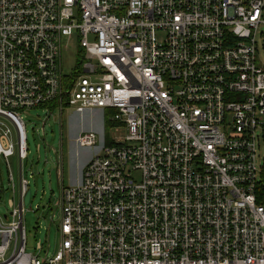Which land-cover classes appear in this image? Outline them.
Here are the masks:
<instances>
[{
    "label": "built area",
    "instance_id": "1",
    "mask_svg": "<svg viewBox=\"0 0 264 264\" xmlns=\"http://www.w3.org/2000/svg\"><path fill=\"white\" fill-rule=\"evenodd\" d=\"M260 26L264 0H0V156L12 191L0 264H264ZM71 38L82 56L64 77ZM34 107L111 110L115 124L75 184L62 185L55 157L53 253L48 235L26 250L22 111ZM98 138L84 130L74 142Z\"/></svg>",
    "mask_w": 264,
    "mask_h": 264
},
{
    "label": "rangeland",
    "instance_id": "2",
    "mask_svg": "<svg viewBox=\"0 0 264 264\" xmlns=\"http://www.w3.org/2000/svg\"><path fill=\"white\" fill-rule=\"evenodd\" d=\"M256 62L264 68V27L260 26L256 36ZM80 46L76 38L62 40V70L64 77H70L77 67ZM107 114L106 112L104 113ZM27 134L28 155L23 162V177L28 180L30 189L29 202L24 206L23 224L26 230V250L36 252L37 242L46 244L49 238V253H53L60 240L58 232L60 225V212L57 205L58 192L61 186L56 171L55 157L62 156L61 176L63 184L68 185L70 176L74 174V161L78 159L79 152L88 154H101L103 145L111 144V131L109 124L103 121L101 111H85L78 114L71 107H64L61 113L54 109L52 113L44 107H34L22 111ZM48 118L46 119V117ZM109 114L105 116L108 119ZM104 118V119H105ZM46 119V120H45ZM45 120L42 128V121ZM110 123V121H109ZM111 124V123H110ZM115 125V124H114ZM92 130L103 138L93 147L79 146L73 142L72 135L80 131ZM75 135V134H74ZM72 142V144H71ZM37 146H39L37 148ZM62 154V155H61ZM258 161L263 165L264 172V141L259 142L257 149ZM8 163L14 177L16 189L19 182V164L16 155L10 156ZM6 163L0 156V219L5 222L4 215L11 208L9 200L12 198L11 186L8 182ZM133 176L138 179V172ZM263 184H264V175ZM48 228L50 230H48ZM49 231V233H48ZM45 250V249H44Z\"/></svg>",
    "mask_w": 264,
    "mask_h": 264
},
{
    "label": "crops",
    "instance_id": "3",
    "mask_svg": "<svg viewBox=\"0 0 264 264\" xmlns=\"http://www.w3.org/2000/svg\"><path fill=\"white\" fill-rule=\"evenodd\" d=\"M95 111H99V110H95ZM94 111V112H95ZM102 112V111H101ZM105 111H103L102 112V115H103V117H102V119H103V121L104 120H106V118H105ZM105 118V119H104ZM110 126H109V128L111 129V131L113 130L112 129V126L114 125V123H112L111 122V124H109ZM119 130H122V129H119ZM123 131V130H122ZM120 133V132H119ZM75 134V135H74ZM74 134L72 135V139H74V137L77 135V133L76 132H74ZM115 135V131H114V133H113V135L112 136H110L111 137V139H112V137ZM100 136V135H99ZM102 138H103V136L101 135L100 136V140H102ZM74 142V141H73ZM71 144H72V142H71ZM80 154L78 155V159H76V161H74L75 163H74V165H73V168H74V174L72 175V176H70V180H69V182L70 183H68V185H72V184H75L78 180H79V178H80V174H81V171H82V168H83V166L85 165V163L91 158V156L93 155V154H88L87 155V152H84V151H81V152H79ZM62 155V154H61ZM63 165V164H62ZM62 185H64L63 184V179H62ZM64 186H67V185H64Z\"/></svg>",
    "mask_w": 264,
    "mask_h": 264
},
{
    "label": "trees",
    "instance_id": "4",
    "mask_svg": "<svg viewBox=\"0 0 264 264\" xmlns=\"http://www.w3.org/2000/svg\"><path fill=\"white\" fill-rule=\"evenodd\" d=\"M81 56H82V51L79 50V53H78V60H77V65L79 64V61H80ZM105 112L107 113L106 115H108V114L110 115L112 111H111V110H106ZM105 123H106V124H110L111 122L109 123V120L106 119V120H105ZM262 178H263V177H262ZM257 199H258L259 202H264V184H261V185L259 186Z\"/></svg>",
    "mask_w": 264,
    "mask_h": 264
},
{
    "label": "water",
    "instance_id": "5",
    "mask_svg": "<svg viewBox=\"0 0 264 264\" xmlns=\"http://www.w3.org/2000/svg\"><path fill=\"white\" fill-rule=\"evenodd\" d=\"M29 198H30V189L26 191L25 196H24L25 205L29 202Z\"/></svg>",
    "mask_w": 264,
    "mask_h": 264
}]
</instances>
